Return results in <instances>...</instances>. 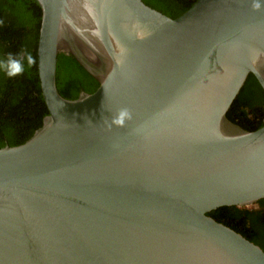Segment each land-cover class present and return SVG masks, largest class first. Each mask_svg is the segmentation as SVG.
Returning <instances> with one entry per match:
<instances>
[{
  "label": "water",
  "instance_id": "1",
  "mask_svg": "<svg viewBox=\"0 0 264 264\" xmlns=\"http://www.w3.org/2000/svg\"><path fill=\"white\" fill-rule=\"evenodd\" d=\"M49 114L0 148V264H264L209 213L264 198V120L227 116L264 90V0H197L172 18L143 0H36ZM64 54L99 82L57 86ZM128 109L123 126L112 118Z\"/></svg>",
  "mask_w": 264,
  "mask_h": 264
},
{
  "label": "trees",
  "instance_id": "2",
  "mask_svg": "<svg viewBox=\"0 0 264 264\" xmlns=\"http://www.w3.org/2000/svg\"><path fill=\"white\" fill-rule=\"evenodd\" d=\"M146 4L176 18L197 0H143ZM41 11L36 0H0V60L7 53L30 52L36 63L25 72L8 78L0 70V148L24 143L49 114L38 68V45L41 29ZM57 86L69 99L82 91L92 93L98 86L96 78L85 74L64 54L58 55ZM227 116L243 128L254 131L263 125L264 90L257 78L250 74L234 100ZM230 226L264 250V198L257 208L222 206L209 213Z\"/></svg>",
  "mask_w": 264,
  "mask_h": 264
},
{
  "label": "clouds",
  "instance_id": "3",
  "mask_svg": "<svg viewBox=\"0 0 264 264\" xmlns=\"http://www.w3.org/2000/svg\"><path fill=\"white\" fill-rule=\"evenodd\" d=\"M253 10L259 11L261 4L259 0H254ZM4 21L0 20V25H3ZM27 61L29 68L33 67L36 63L34 57L30 52L20 51L18 53H7L6 58L0 60V70H3L8 78H15L22 75L25 72L24 61ZM131 119V113L128 109H121L113 118L112 124L117 126H123L126 120Z\"/></svg>",
  "mask_w": 264,
  "mask_h": 264
}]
</instances>
